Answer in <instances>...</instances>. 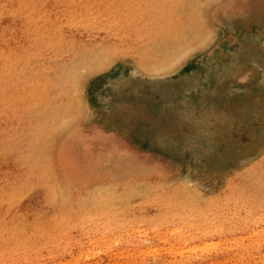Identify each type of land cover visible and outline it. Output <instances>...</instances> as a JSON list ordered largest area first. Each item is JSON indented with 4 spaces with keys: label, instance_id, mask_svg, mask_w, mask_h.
Masks as SVG:
<instances>
[{
    "label": "bare ground",
    "instance_id": "bare-ground-1",
    "mask_svg": "<svg viewBox=\"0 0 264 264\" xmlns=\"http://www.w3.org/2000/svg\"><path fill=\"white\" fill-rule=\"evenodd\" d=\"M205 1L0 0V261L3 264H14L13 255L27 251L53 259L62 247L93 241L91 237L99 232L106 236L103 242L99 239L106 247L126 249L141 232L163 242L171 241L170 235L179 242L215 235L220 237L215 244L222 246L216 255L217 262L225 264L229 254L222 237L239 234L233 241L241 246L246 235L251 237L258 231L256 227L264 224V213L236 215L243 207L241 204L264 191V142L246 149L248 157L211 187H203L195 181L197 177L189 178L182 168H173L162 159L138 157L128 145V154L120 161L121 169L112 168L111 172L115 170L120 176L122 169L127 170L128 175L120 178L131 177L133 182L124 183L123 195L128 199L145 193V201L138 206L126 204L128 207L121 208L119 205L125 200L122 202L113 187L98 185L86 195L92 211L79 210L58 218L56 208L70 203L74 197L58 179L46 182L44 150L84 116L91 96L143 86L182 65H186L182 70L196 68L191 58L196 46L214 38L213 31L202 23L205 13L210 12ZM214 10L217 12V7ZM247 21L254 26L258 21L261 25L249 42L255 54L264 56V8L252 10ZM246 24L242 25L243 30ZM233 66L230 62L224 68ZM240 69L225 81L241 83L251 69ZM263 97V91H255L245 103L239 104L240 108L262 104ZM108 200L113 203H106ZM233 214L239 219L233 218ZM194 248L192 251L197 249ZM118 253L122 251L113 256L118 257ZM261 254L254 263L264 264V253ZM87 256L86 250L70 255L76 263Z\"/></svg>",
    "mask_w": 264,
    "mask_h": 264
},
{
    "label": "rangeland",
    "instance_id": "rangeland-1",
    "mask_svg": "<svg viewBox=\"0 0 264 264\" xmlns=\"http://www.w3.org/2000/svg\"><path fill=\"white\" fill-rule=\"evenodd\" d=\"M206 1L211 13H205L202 23L204 28L208 27L213 31L214 38L210 43L202 41L196 46L195 53L191 55V58L195 60L194 70L189 68L182 70L186 66L182 65L178 70L166 76L154 78L143 86L121 89L119 92L95 93L88 100L89 109L85 111L84 116H81L78 122H74L72 129L69 128L61 133V137L57 138L59 140L56 139L44 150L46 182H50L47 179L54 181L58 179L68 186V190L74 197L70 203L56 208V217L60 218L67 213L79 210L92 211L93 207H89L92 204L86 195L98 185L104 187L110 185L115 193L122 197V202L123 200L129 202L124 201V205H119L121 208L127 205L138 206L140 202L145 201V193L125 199L124 183H132L133 180L131 177L120 178V176L128 175L127 170L122 169L123 173L120 176L115 173V170L121 169L120 161L128 154L130 149L128 145L135 149L138 157L149 156L155 160L162 159L173 168H182L189 178L197 177L195 181L200 185L203 184V187L209 185L211 187L214 183L220 182L218 179L224 173L248 157V148L264 142V97L262 104L250 107L244 105L245 110L239 105L252 97L255 91H263L264 95V56L255 54L249 42L256 36L261 25L258 21L255 26L247 21L252 10L258 12L260 8H264V0H218L220 3L214 2L215 0H213L214 3H211L212 0ZM255 2L263 5L255 4ZM215 7L218 9V15L214 10ZM191 16L195 17V15ZM187 20L189 22L192 20L189 15ZM245 22L248 24L245 26L246 30H243L242 25ZM230 62L234 64L233 68L225 69L224 66ZM240 68L242 71L246 68L251 71L247 72L241 83H227L225 79L232 73L238 72ZM186 70H188L187 73H184ZM246 149L248 150L245 152ZM112 168L115 169L113 172H111ZM263 197L264 191L251 200L253 203L250 201L244 203L246 205L241 204L244 208L241 207L236 215L245 217L250 213L257 215L264 213ZM106 203L112 204L113 201L108 200ZM236 215L233 214L235 216L233 218L239 219ZM263 227L264 224L261 222L260 226L256 227L258 228L256 235L253 234L251 237L243 235L245 239L241 242L245 246L241 242V246L234 243V236L239 234L228 236L229 238L222 237L225 238L224 242H227L224 247L226 254H229L228 256L225 254L224 263L256 264L254 262L262 255L261 253H264ZM102 233L92 236L93 241L85 240L86 242H79L71 248L62 247L53 259H49L48 255L39 257L37 251L13 255L14 264H65L67 261H69L67 264H125V262L133 264L134 260H136L135 264H218L216 255H219L217 252H220L222 248L215 244L216 241L219 242L218 238L220 239L215 235L209 234L179 242L174 241L172 235L168 234L173 241L171 243L168 240L163 242L158 237L144 234V232H141L139 237L136 236L138 240L134 236L133 241H136H132L134 244L131 243L128 249L111 248L101 243L105 236ZM144 237L147 238L144 239ZM200 239L204 242L210 240L213 243L209 241L207 245ZM261 239L263 243L260 242ZM168 242H170L169 245ZM96 243L99 245L96 246ZM170 244L174 245L173 248ZM176 244L181 246V249ZM212 244L215 245L212 246ZM167 245L171 248L167 249ZM192 245H195L197 249ZM132 246L135 248L133 249ZM147 246L150 247L147 248ZM186 246L188 250H184L187 249ZM193 248L194 251H192ZM85 250L88 252L87 258L84 261L81 259L79 263L73 262L75 258H71L70 255ZM117 250L122 253L114 257ZM258 250L260 251L257 253ZM169 251H173L172 254ZM170 260L173 261L170 262ZM0 264L3 262L0 261Z\"/></svg>",
    "mask_w": 264,
    "mask_h": 264
}]
</instances>
